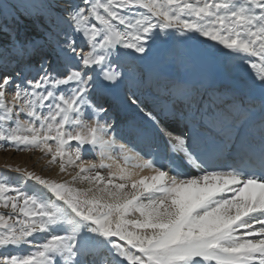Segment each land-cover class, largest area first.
I'll return each mask as SVG.
<instances>
[{
	"label": "snow or ice",
	"instance_id": "snow-or-ice-1",
	"mask_svg": "<svg viewBox=\"0 0 264 264\" xmlns=\"http://www.w3.org/2000/svg\"><path fill=\"white\" fill-rule=\"evenodd\" d=\"M25 14L38 37L19 32ZM177 43L186 69L238 78L164 72ZM0 147L75 173L27 172L47 199L0 183V247L47 234L0 264H264V0H0ZM133 149L153 175L104 163Z\"/></svg>",
	"mask_w": 264,
	"mask_h": 264
},
{
	"label": "bare ground",
	"instance_id": "bare-ground-1",
	"mask_svg": "<svg viewBox=\"0 0 264 264\" xmlns=\"http://www.w3.org/2000/svg\"><path fill=\"white\" fill-rule=\"evenodd\" d=\"M194 3L195 0H192ZM30 19L29 24H32V29H37L36 31V37H38L42 31L41 24L42 19H38L34 16H27ZM26 21V18L23 16H20L19 18V31L22 35H26V32L28 28L24 29L22 28V23ZM35 38V37H32ZM77 48L79 49L83 45V41L80 40L79 37H77ZM222 46L217 45V48H221ZM178 48L180 46L178 44H175L170 50H168L165 53V58L169 63L164 67V72L170 74L173 77L177 78H187L191 80H200L203 75L211 73L214 77L215 82L222 86V84H226L229 80H235L238 77L235 75L228 77L225 75L223 71H221L219 68H216L212 65H206L200 68H194V69H186L185 67H181L182 65V59H183V51L178 52ZM90 49L87 48V46H84V51H89ZM213 52H215V49H212ZM227 51V50H225ZM246 55V54H244ZM250 60H254L257 63L258 58L255 57H249ZM245 71L250 72L254 74L255 70H252L250 68V64L245 66ZM221 84V85H220ZM224 86V85H223ZM222 86V87H223ZM8 99H11V94L8 95ZM149 103L151 101L149 100ZM143 114H139L136 119L140 120L142 122ZM95 117H93L91 120H84V123L86 125H91L95 122ZM103 123V121H101ZM171 130V129H170ZM131 147V145H129ZM55 149H53L54 151ZM75 148H71L68 150V154L65 156L64 161L66 164H68L69 158L75 159L74 156ZM133 155L136 158L125 160V154L124 153H113L112 159L104 160V163L106 164H113V171H115V165L118 163L122 167L128 168L130 171H132L135 174V178H140L142 176H150L154 174V171L152 169H146V168H138L134 167L137 164H142L144 159H151V157H145L140 154L139 149H133V152L130 154ZM84 161L92 160L95 163H100V155L99 152H96L95 154H89V156L83 157ZM57 160L60 159L57 157ZM0 166H2L6 171H8V181L17 180L18 178L22 177L24 182L23 184L25 187H29V191H27L25 194L33 195L37 199H47V193L43 190L42 186H39L34 181L28 180L27 182L24 181V176L27 172H34L36 175H40L44 179H56L58 182H61L62 180H68L70 179V176L68 173L75 174L72 169V165L68 164L67 172L61 173L59 169L58 163H52L51 162V154H45L40 152L39 150L35 151H16L12 148H4L0 150ZM155 167V165H154ZM168 167L167 162L164 164V169L166 170ZM76 171H79L77 168ZM108 169H102L101 174L107 175ZM7 181V182H8ZM20 181V180H19ZM29 181L31 184H29ZM21 182V181H20ZM21 182V183H22ZM9 183V182H8ZM74 186H80V187H86L87 185H74ZM26 190V189H25ZM227 197L231 196V193H225ZM7 212H11V209H7ZM138 215V214H137ZM47 234L44 233H36L33 237H30V241H35V243H30L27 245L22 246H7L6 248L0 247V252L3 253H10V254H28L31 251L35 250V247L38 246L40 243L45 242V237Z\"/></svg>",
	"mask_w": 264,
	"mask_h": 264
},
{
	"label": "rangeland",
	"instance_id": "rangeland-1",
	"mask_svg": "<svg viewBox=\"0 0 264 264\" xmlns=\"http://www.w3.org/2000/svg\"><path fill=\"white\" fill-rule=\"evenodd\" d=\"M24 18H26V21L24 22V23H22L23 25H22V28H28V30L27 31H25L26 32V36L27 37H36V31H37V29H35V28H31L32 27V24H29V22H30V20H27V19H30L29 17H27V16H29V15H27V14H25V15H22ZM31 23V22H30ZM19 26V25H18ZM20 32V31H19ZM166 38V37H165ZM178 44V43H177ZM179 46H180V48H178V52H182L183 51V46L182 45H180V44H178ZM77 46H78V44H77ZM79 50V49H78ZM181 67H184L183 66V64L181 65ZM221 85V84H220ZM223 85H225V84H222V86ZM221 86V87H222ZM52 143V147H53V149H55V142H51ZM4 148H7V147H0V150H2V149H4ZM8 148H10V147H8ZM74 148V147H73ZM55 151V150H54ZM85 157L86 156H89V154H85L84 155ZM59 159H61L60 157H58ZM65 157H63V159H64ZM6 177H8V171H6L2 166H0V183H4L5 185H6V187L9 189V191H8V195H11V196H15L16 195V192L15 191H13L12 189L15 187V188H19L22 192H24V193H26L27 191H29L30 189H29V187L30 186H28V187H25V185L23 184L24 182H22V180H23V178L22 177H20V178H18L17 180H12V181H8L9 179L8 178H6ZM22 182H20V181ZM9 183H8V182ZM24 181H28V180H24ZM29 184H31V182L29 181ZM27 186V185H26ZM26 189V190H25ZM21 203H22V201H21ZM9 209H11V205L9 204V207H8ZM7 208V209H8ZM7 209H5L3 206H2V204H0V214H3V215H5L6 217L8 216V214H9V212H7ZM16 218V216H13V219H15ZM11 222V221H10Z\"/></svg>",
	"mask_w": 264,
	"mask_h": 264
}]
</instances>
